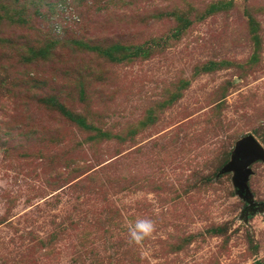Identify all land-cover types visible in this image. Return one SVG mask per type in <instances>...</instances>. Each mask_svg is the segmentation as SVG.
<instances>
[{
	"label": "rangeland",
	"instance_id": "rangeland-1",
	"mask_svg": "<svg viewBox=\"0 0 264 264\" xmlns=\"http://www.w3.org/2000/svg\"><path fill=\"white\" fill-rule=\"evenodd\" d=\"M245 136L264 0H0V264H264V156L256 209L220 173Z\"/></svg>",
	"mask_w": 264,
	"mask_h": 264
},
{
	"label": "water",
	"instance_id": "water-1",
	"mask_svg": "<svg viewBox=\"0 0 264 264\" xmlns=\"http://www.w3.org/2000/svg\"><path fill=\"white\" fill-rule=\"evenodd\" d=\"M263 156L264 151L258 143L251 136H245L235 143L228 162L220 170V173L233 172L232 184L247 203L248 209H256L249 199L245 185L250 173L248 165L253 161H261Z\"/></svg>",
	"mask_w": 264,
	"mask_h": 264
},
{
	"label": "clouds",
	"instance_id": "clouds-1",
	"mask_svg": "<svg viewBox=\"0 0 264 264\" xmlns=\"http://www.w3.org/2000/svg\"><path fill=\"white\" fill-rule=\"evenodd\" d=\"M155 223L151 218H137L128 227V240L132 245H140L155 231Z\"/></svg>",
	"mask_w": 264,
	"mask_h": 264
}]
</instances>
